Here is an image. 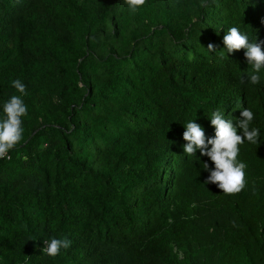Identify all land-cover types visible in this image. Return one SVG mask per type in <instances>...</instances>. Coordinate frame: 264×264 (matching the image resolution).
Returning a JSON list of instances; mask_svg holds the SVG:
<instances>
[{
    "label": "trees",
    "instance_id": "16d2710c",
    "mask_svg": "<svg viewBox=\"0 0 264 264\" xmlns=\"http://www.w3.org/2000/svg\"><path fill=\"white\" fill-rule=\"evenodd\" d=\"M232 27L264 41V0H0V120L13 81L27 106L0 158V264H264V68L251 85ZM245 108L258 142L227 195L184 125L214 138L213 112Z\"/></svg>",
    "mask_w": 264,
    "mask_h": 264
},
{
    "label": "clouds",
    "instance_id": "9594fccd",
    "mask_svg": "<svg viewBox=\"0 0 264 264\" xmlns=\"http://www.w3.org/2000/svg\"><path fill=\"white\" fill-rule=\"evenodd\" d=\"M146 0H125V3L131 11L142 7ZM204 6V5H202ZM223 44L228 54L244 50V57L254 71L246 79L251 85L260 83V71L264 68V41L250 43L248 37L240 32L237 27L228 29L223 38ZM207 50L212 53L215 51V45L209 44ZM242 78L241 82H244ZM21 95H12L3 105L5 118L0 120V158H4L9 150L13 149L22 139V117L27 114V106L21 98L26 94V86L20 80L12 82ZM241 119L234 126L232 120H226L219 111L212 113L210 118L211 125L215 129L214 138H206L204 129L193 120L184 125L183 140L186 144L183 146L184 154L196 156L199 152L201 156H206L214 164V170L210 171L205 184H215L223 193L234 195L242 191L245 187V168L246 164L238 162L237 157L240 153V145L245 141L257 143L259 129L252 127L254 114L250 109L245 108L240 112ZM238 129L240 134H238ZM208 170V164L204 163ZM71 240L67 238L52 239L46 241L47 245L43 251L49 257H56L61 249H68L71 246Z\"/></svg>",
    "mask_w": 264,
    "mask_h": 264
}]
</instances>
